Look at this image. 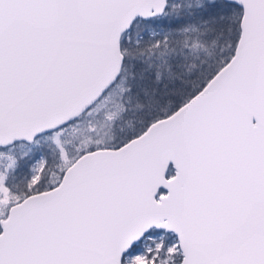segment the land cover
<instances>
[{"label":"snow or ice","instance_id":"snow-or-ice-1","mask_svg":"<svg viewBox=\"0 0 264 264\" xmlns=\"http://www.w3.org/2000/svg\"><path fill=\"white\" fill-rule=\"evenodd\" d=\"M0 264H264V0H0Z\"/></svg>","mask_w":264,"mask_h":264}]
</instances>
